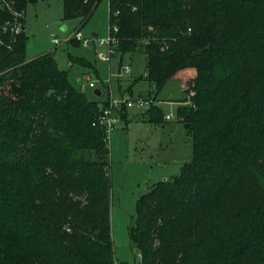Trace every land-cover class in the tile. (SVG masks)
<instances>
[{
  "label": "trees",
  "instance_id": "1",
  "mask_svg": "<svg viewBox=\"0 0 264 264\" xmlns=\"http://www.w3.org/2000/svg\"><path fill=\"white\" fill-rule=\"evenodd\" d=\"M9 1L25 11L49 0ZM61 1L76 31L101 2ZM108 7L117 53L145 56L151 90L181 81L175 119L193 155L136 201L128 237L138 264H264V0ZM9 20L0 8V264H116L110 152L96 125L105 101L75 87L51 52L27 60L25 32L14 44L2 32ZM69 62L97 76L85 59ZM154 103L143 120L160 125Z\"/></svg>",
  "mask_w": 264,
  "mask_h": 264
},
{
  "label": "rangeland",
  "instance_id": "2",
  "mask_svg": "<svg viewBox=\"0 0 264 264\" xmlns=\"http://www.w3.org/2000/svg\"><path fill=\"white\" fill-rule=\"evenodd\" d=\"M61 0L39 1L26 6L25 34L26 58L33 60L51 52L60 71L68 72L69 81L92 100V90L87 88V79L98 81L97 87L106 98H115L128 89L134 99L144 97L160 100L164 123L151 125L143 120L139 107L127 111V123L120 121L109 139V173L111 177V235L116 264H138V255L132 249L128 237V225L135 213L136 201L160 181L178 176L181 167L192 160L191 139L182 124L175 119L176 104L184 99L178 82L168 83L158 94L151 90L144 79L146 60L141 53L125 54L123 64L130 69V75L115 77L118 73L120 55L108 62L100 60L105 49L95 46L82 48L67 39L80 26L79 20L63 19ZM108 0H101L95 12L80 32L86 39L96 35L97 39L109 37ZM58 45L51 43L52 38ZM69 57L87 60L95 72L85 71L78 65H71ZM78 80L81 84H78ZM116 85L115 89L113 88ZM116 89L119 91L116 92ZM124 91V92H123ZM171 115L169 121L165 117Z\"/></svg>",
  "mask_w": 264,
  "mask_h": 264
},
{
  "label": "built area",
  "instance_id": "3",
  "mask_svg": "<svg viewBox=\"0 0 264 264\" xmlns=\"http://www.w3.org/2000/svg\"><path fill=\"white\" fill-rule=\"evenodd\" d=\"M0 8L12 15V20L6 21L2 26V32L11 37V44L16 43V37L24 31V15L25 11L18 9L17 5L13 1L9 0H0ZM118 15V12L112 15L115 18ZM111 16H109V37L106 40L97 39L95 37L86 39L83 37L80 31H75L72 33L67 42L73 40L79 44L82 48H88L95 46L105 49L104 54L100 55V60L103 62H108L112 57L118 55L117 46H118V25L115 21H111ZM53 45H58V40L56 38L51 39ZM0 45L2 42L0 41ZM130 75V69L127 65H121L118 73L116 74L117 78L122 76ZM98 81H91L90 78H87V88L91 90L97 89ZM84 90L82 89V92ZM152 100L138 97L134 99L129 93L125 92L115 98H106L105 104L100 106V114L97 118L96 125L103 130L106 140L109 143L110 136L116 130L117 124L120 122L119 114L123 109H133L134 107H139L141 109L147 110L151 105ZM170 116H166V119H169ZM139 258V255H138Z\"/></svg>",
  "mask_w": 264,
  "mask_h": 264
},
{
  "label": "crops",
  "instance_id": "4",
  "mask_svg": "<svg viewBox=\"0 0 264 264\" xmlns=\"http://www.w3.org/2000/svg\"><path fill=\"white\" fill-rule=\"evenodd\" d=\"M26 10V9H25ZM108 13H109V7H108ZM25 19V18H24ZM24 32H25V20H24ZM93 37H95L96 38V35H93ZM87 61V60H86ZM91 64V63H90ZM121 65H123V60L120 58V60H119V67H118V71H119V69H120V66ZM83 69V68H82ZM85 69H83V73H82V75H85ZM97 72V71H96ZM97 77V76H96ZM116 77V76H115ZM89 78V77H88ZM87 79V78H86ZM178 82V83H180V85H181V88H182V91H183V85H182V83H181V81H179V80H173V81H169L168 83H170V82ZM167 83V84H168ZM78 84H81V81L80 80H78ZM166 84V85H167ZM165 85V86H166ZM164 86V87H165ZM115 87H116V85L113 87L114 89H115ZM91 90V89H90ZM96 90H99V92H100V96L99 97H97V96H95L94 95V92L96 91ZM103 91H104V89H103ZM101 89H99V88H97V89H95V90H92V92H93V95H94V99H92V100H96V101H100V102H103V101H105L106 100V95L104 94V92H103ZM116 92L118 93L119 91L116 89ZM124 92V91H123ZM131 95H132V92H131V90H130V92H129ZM118 95H120V93H118ZM159 103H160V100H158V102H156V103H154L155 104V106H157L158 108H160L161 109V107H160V105H159ZM179 106V103L178 104H176V109H177V107ZM176 109H175V111H176ZM129 110V109H128ZM127 110V111H128ZM144 109H142V111L140 112V113H143L144 111H143ZM162 111V110H161ZM144 114V113H143ZM167 116H170V118L169 119H166V117L164 118L165 119V121H169V120H171V118H172V116L171 115H167ZM127 113H126V116L124 117V119L122 120V121H124L125 123H127L128 121H127ZM121 121V120H120ZM180 124V123H179Z\"/></svg>",
  "mask_w": 264,
  "mask_h": 264
},
{
  "label": "water",
  "instance_id": "5",
  "mask_svg": "<svg viewBox=\"0 0 264 264\" xmlns=\"http://www.w3.org/2000/svg\"><path fill=\"white\" fill-rule=\"evenodd\" d=\"M50 92H51V91H50ZM94 95L97 96V97H99V96H100V92H99V90H96V91L94 92Z\"/></svg>",
  "mask_w": 264,
  "mask_h": 264
}]
</instances>
